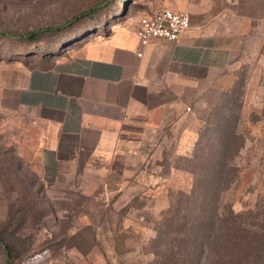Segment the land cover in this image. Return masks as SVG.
<instances>
[{"label":"rangeland","instance_id":"obj_1","mask_svg":"<svg viewBox=\"0 0 264 264\" xmlns=\"http://www.w3.org/2000/svg\"><path fill=\"white\" fill-rule=\"evenodd\" d=\"M141 5V0H0V264H182L183 237L165 230V221L171 217L176 228L178 210L192 219L204 201L211 211L216 203L233 211L217 220L206 264H264L259 36L241 43L225 75L182 101L183 109H173L148 137L146 132L135 143L125 175L112 173L108 184L98 185L96 176H102L93 171L86 172L91 175L86 186H53L18 153L7 122L11 115L3 107L5 95L14 104V93L5 84L89 28L99 35L134 22L144 14ZM94 6L100 8L89 13ZM83 12L89 14L71 25ZM32 32L39 34L32 39L27 36Z\"/></svg>","mask_w":264,"mask_h":264},{"label":"crops","instance_id":"obj_2","mask_svg":"<svg viewBox=\"0 0 264 264\" xmlns=\"http://www.w3.org/2000/svg\"><path fill=\"white\" fill-rule=\"evenodd\" d=\"M141 3L147 15L163 7L185 11L191 26L178 40L143 46L133 22L119 23L4 86L14 93V104L5 95L3 107L18 153L53 186H86V172H99L100 186L112 173L125 175L146 132L225 75L241 43L253 36L264 42V0Z\"/></svg>","mask_w":264,"mask_h":264},{"label":"trees","instance_id":"obj_3","mask_svg":"<svg viewBox=\"0 0 264 264\" xmlns=\"http://www.w3.org/2000/svg\"><path fill=\"white\" fill-rule=\"evenodd\" d=\"M98 8H100V6H94L89 13H95L98 10ZM84 13L85 15L89 14L87 12H83L75 15L69 21L70 24L73 25L74 23L79 22L82 19ZM63 30L64 29L62 28L60 31ZM110 32L100 33V34L108 35ZM97 33H99V30H95L94 28H89L83 31V34L65 43L61 49H57L50 54H43L40 58V60H43V63L32 67L47 68L52 66L58 57L66 53L69 49L78 47L83 42L89 40L90 38L95 37L96 36L95 34ZM38 34L39 32H32L29 33L27 36L33 39ZM33 55H37V54H33ZM207 142L209 143L208 139ZM42 179L45 180L43 177ZM186 205H188V203H186L185 206ZM209 205L210 204L208 203V201H204L201 203L199 202L196 207V214L192 219H190L187 214L181 215L184 208L178 210L177 213L179 215V219L176 222L178 225L176 228L172 227L173 219L171 217H169L165 221L166 222L165 230L173 229L176 233L180 234L183 237V241L179 243L180 244L179 253L181 255L182 264H192L193 261H195L196 264H206V262L209 259L207 243L210 235L214 232V229L217 225V220H222L226 218L227 215H229L230 213H233V211L231 210L229 211V209L226 210L225 208L222 209L219 203L215 204L212 212L209 208ZM165 233L163 232V235L161 234V238L165 235ZM190 239H192V242L191 245H188V241ZM7 252L10 256V250H7Z\"/></svg>","mask_w":264,"mask_h":264},{"label":"built area","instance_id":"obj_4","mask_svg":"<svg viewBox=\"0 0 264 264\" xmlns=\"http://www.w3.org/2000/svg\"><path fill=\"white\" fill-rule=\"evenodd\" d=\"M132 25L140 44L146 46L153 39L178 40L190 28L191 19L185 11L163 7L152 15H139Z\"/></svg>","mask_w":264,"mask_h":264}]
</instances>
